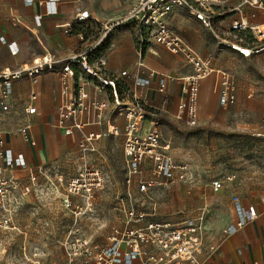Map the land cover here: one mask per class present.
Listing matches in <instances>:
<instances>
[{"label":"built area","instance_id":"built-area-1","mask_svg":"<svg viewBox=\"0 0 264 264\" xmlns=\"http://www.w3.org/2000/svg\"><path fill=\"white\" fill-rule=\"evenodd\" d=\"M237 1L236 10L241 12L246 6L263 10L264 0H133L132 5L122 18L111 24L101 25L102 29L93 46L65 59H59L53 53H46L30 63H21L17 67L0 65V233L19 231L16 216L23 204L24 197L36 193L41 195L40 178L46 177L50 169L38 172L30 168L26 156L15 152L6 145V136L16 134L36 145L31 138L32 125L27 119L36 115L35 105L40 93L35 86L45 73L56 74L61 84V98L57 106V127L66 136L82 137L81 150L99 140L105 133L88 131V128L106 126V133L124 136L125 177L123 190L114 195L112 211L120 217V223L111 229L105 242H99L82 232L78 219L94 213L96 192L103 191L106 181L98 168L90 166L85 156L78 157L75 164L80 172L71 176L64 185V175L58 183L63 186L64 207L75 219L69 225L67 234L58 241L63 250L58 264H206L217 251L219 244L207 243V210L196 213H184L178 221H155L145 210L147 201H153V192L163 189L185 178L179 175L180 167L169 154L170 144L163 141L162 117L151 109L150 94L147 92L157 75L143 61V53L149 43L159 44L172 54L186 58L192 73L183 78L182 98L175 112V119L187 127H197L200 123L199 93L201 82L210 76L214 69L211 57H202L177 36L170 25V17L175 9H185L188 13L212 30L217 18L215 7ZM27 7L39 3L44 7L45 15H56L63 0H23ZM36 27L42 26L43 14L36 16ZM91 13L79 9L72 24L64 25L66 33L71 32L74 24H85L92 20ZM12 25L21 23L18 15L11 18ZM122 25L136 28L138 42V60L134 72H122L121 77L133 82L130 87L122 78H104L102 67L90 62L93 52L105 45L112 33ZM232 36L250 31L257 42H264V25L250 26L244 21L232 24ZM83 39V33H78ZM0 43L6 45L13 55L20 52L16 42L0 36ZM230 46V43H226ZM244 57L257 55L264 47H250ZM101 66L104 62L101 61ZM29 80L34 88L19 109H14V84ZM218 101L222 107L236 106L240 97V80L229 73H221ZM166 78L160 77L159 91L164 92ZM95 93L111 94V102L100 100ZM112 107H111V106ZM112 109H111V108ZM111 109L113 114L123 119L118 125L106 118ZM15 113V114H14ZM23 114V118L19 117ZM14 114V115H13ZM15 122L13 125H11ZM264 129V119L262 121ZM264 140V134L258 136ZM79 140V142H80ZM182 169V168H181ZM185 169V168H183ZM223 181L211 183L214 191L224 186ZM264 200V198H263ZM85 209L83 208V203ZM237 221L222 231L223 238H229L239 231L248 233L249 226L259 217L255 205H244L238 196L233 197ZM23 249V264H42L41 253L36 248L28 256L27 245ZM0 255L6 253V247L0 236ZM240 264H264V262H242Z\"/></svg>","mask_w":264,"mask_h":264},{"label":"crops","instance_id":"crops-1","mask_svg":"<svg viewBox=\"0 0 264 264\" xmlns=\"http://www.w3.org/2000/svg\"><path fill=\"white\" fill-rule=\"evenodd\" d=\"M132 3L133 0H63L59 5L58 14L49 16L44 14V7L39 3L27 7L23 0H0V36H4L10 42H16L20 48V52L13 55L6 45L0 43V65L14 68L21 63H30L33 59L46 53H53L59 59H65L73 53L83 51L95 44L102 29L101 25L111 24L122 18ZM237 4V1H231L215 7L217 18L213 21L212 30L192 17L185 9H175L170 17V25L177 36L200 56L212 58L214 72L201 82L200 87V120L202 114L208 113L210 116L214 114L216 106L224 109L233 108L220 106L217 92L220 74L229 73L239 78L241 94L242 80L236 73L243 72V65L239 64L238 56L244 59L254 56L259 59L264 58V49L259 54L247 58L236 50L235 45L244 47L248 51L250 47H264V42H257L250 31L239 33L238 38L231 35L232 24L236 21L242 20L250 26L264 25L263 10L246 6L239 12L236 10ZM79 9L88 10L93 19L85 24L72 25L71 32L66 33L63 26L73 23ZM14 14L21 19V23L17 26L12 25L11 22ZM39 14H43V21L42 26L37 28L35 18ZM81 32L84 35L83 39L78 36V33ZM226 43H230V46ZM138 50L136 28L132 25H123L112 33L105 45L91 54L90 62L95 67H102L101 75L104 78H122V72L126 70L134 72L138 60ZM101 61L104 62V66L100 65ZM143 61L149 69L157 74L147 90L150 94L151 109L157 112L162 119L165 117L175 119L174 115L182 98L183 78L192 73L190 65L184 56L172 54L164 46L155 43H149L146 46ZM162 76L166 78L164 92L159 91V80ZM123 81L133 87L131 80L124 78ZM33 88L34 86L29 80H22L14 84V109L21 107V103L27 100ZM35 89L40 93L35 103L38 113L27 119L32 125L31 138L35 140L36 145L32 146L16 134L6 136V145L15 152L23 153L30 168L38 172L42 168L50 169L56 166L63 156L73 150L76 142L79 143L80 139L77 135L66 136L56 125L57 106L61 98V84L58 76L53 73L43 74ZM91 93L100 100L111 102L110 92L95 93L91 89ZM111 109L106 112V118L110 119L112 123L123 124L124 120L117 118ZM19 117L23 118L24 116L19 113L18 117L12 120H17ZM87 130L103 131L106 130V126L88 128ZM210 188L215 193L223 189L216 192L211 183ZM234 196H238L244 205H255L259 211V217L249 226L248 233L239 231L229 238H223L222 233L217 239L210 238V231L207 228V243L219 244V247L206 264L264 262V190H258L255 198L251 201L244 200L239 194H233L230 203L231 219L224 228L237 221L233 203ZM218 206L217 203L216 207ZM202 209H208L207 202L198 208L188 207L180 214L196 213ZM148 214L151 219L155 216L151 213ZM207 216L208 214H206Z\"/></svg>","mask_w":264,"mask_h":264},{"label":"rangeland","instance_id":"rangeland-1","mask_svg":"<svg viewBox=\"0 0 264 264\" xmlns=\"http://www.w3.org/2000/svg\"><path fill=\"white\" fill-rule=\"evenodd\" d=\"M237 58L243 72L236 73L242 80L236 106L227 109L216 106L214 114H202L199 126L194 128L172 117L163 119V141L170 144L169 154L180 167L178 174L185 178L153 192V201L145 204V210L155 215L153 220L178 221L180 213L188 207L198 208L207 202V228L210 238L217 239L231 219V196L239 194L251 201L258 190H264V140L258 138L264 134V58ZM102 132L105 135L87 145L86 151L81 150L83 138L80 137V142L62 157L56 169L40 178L41 195L33 193L24 197L15 219L19 231L0 233L6 247V253L0 255V264H23L24 245L28 256L34 248L42 254V264L60 262L63 250L58 241L67 234L75 219L64 207L65 191L58 178L64 175L65 185L71 176L80 172L75 164L78 157L85 156L106 181L104 190L96 192L94 213L77 220L79 228L86 235L105 242L112 227L120 223L112 204L115 193L124 189V136ZM215 180L225 182L218 193L210 188Z\"/></svg>","mask_w":264,"mask_h":264},{"label":"bare ground","instance_id":"bare-ground-1","mask_svg":"<svg viewBox=\"0 0 264 264\" xmlns=\"http://www.w3.org/2000/svg\"><path fill=\"white\" fill-rule=\"evenodd\" d=\"M232 47H234V46H232ZM235 48H236V50L240 51L243 55H244L245 53H247V54L249 53V51L246 50L244 47H241V46L235 45Z\"/></svg>","mask_w":264,"mask_h":264}]
</instances>
